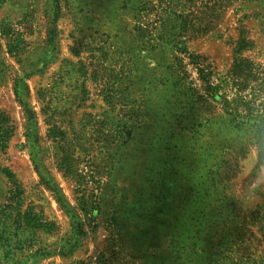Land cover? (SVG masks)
Segmentation results:
<instances>
[{
  "label": "rangeland",
  "instance_id": "rangeland-1",
  "mask_svg": "<svg viewBox=\"0 0 264 264\" xmlns=\"http://www.w3.org/2000/svg\"><path fill=\"white\" fill-rule=\"evenodd\" d=\"M260 127L264 0H0V264H264Z\"/></svg>",
  "mask_w": 264,
  "mask_h": 264
},
{
  "label": "trees",
  "instance_id": "trees-1",
  "mask_svg": "<svg viewBox=\"0 0 264 264\" xmlns=\"http://www.w3.org/2000/svg\"><path fill=\"white\" fill-rule=\"evenodd\" d=\"M249 115V114H248ZM261 136H264V127H260V128H258L257 130H256ZM255 217H257V225L258 226H260L261 225V227H264V215H262V214H257ZM251 254H249V255H245V256H247V257H251L250 256ZM255 262V261H254Z\"/></svg>",
  "mask_w": 264,
  "mask_h": 264
}]
</instances>
